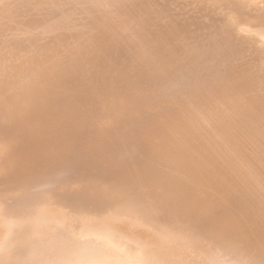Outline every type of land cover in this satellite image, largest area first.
I'll return each instance as SVG.
<instances>
[{
  "label": "bare ground",
  "instance_id": "obj_1",
  "mask_svg": "<svg viewBox=\"0 0 264 264\" xmlns=\"http://www.w3.org/2000/svg\"><path fill=\"white\" fill-rule=\"evenodd\" d=\"M184 1L0 0V264H264V0Z\"/></svg>",
  "mask_w": 264,
  "mask_h": 264
},
{
  "label": "rangeland",
  "instance_id": "obj_2",
  "mask_svg": "<svg viewBox=\"0 0 264 264\" xmlns=\"http://www.w3.org/2000/svg\"><path fill=\"white\" fill-rule=\"evenodd\" d=\"M180 1H183V0H180ZM186 1H187V0H185V1H184V3H185ZM190 1H191V2H188V1H187V2H188L189 4H191V5H192V3H193V2H192V0H190ZM187 2H186V3H187ZM194 2H195V0H194ZM188 3H187V5H184V7H186V8H187V7H189V8H191V7H192V8H193V7H194V8H193V10H194V11L192 10V8H191V9H189L190 11H188V8H187V10H184V9H185L184 7H183V10H182V11H185V12H187V11H188V12H193V13H191L190 15H193L195 12H197V13H198V11H197V8H196V3H195V4H193L192 6H191V5L189 6V4H188ZM195 9H196V11H195ZM198 10H199V8H198ZM188 12H187V13H188ZM199 12H200V11H199ZM197 13H196V14H197ZM196 14H195L194 16H196V17H197L198 15H196ZM198 14H201V15H203L204 13L202 14V13L200 12V13H198ZM199 16H200V15H199ZM199 16H198V17H199ZM201 17H202V16H200V18H201ZM202 18H203V17H202Z\"/></svg>",
  "mask_w": 264,
  "mask_h": 264
}]
</instances>
